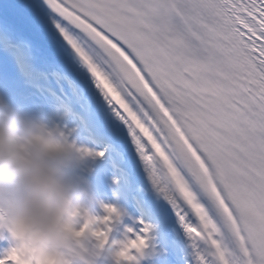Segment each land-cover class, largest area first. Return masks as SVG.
I'll use <instances>...</instances> for the list:
<instances>
[{
	"label": "snow or ice",
	"instance_id": "6c2138e0",
	"mask_svg": "<svg viewBox=\"0 0 264 264\" xmlns=\"http://www.w3.org/2000/svg\"><path fill=\"white\" fill-rule=\"evenodd\" d=\"M47 3L128 126L195 264H264V0ZM140 223L134 239L146 243L152 226Z\"/></svg>",
	"mask_w": 264,
	"mask_h": 264
},
{
	"label": "clouds",
	"instance_id": "9594fccd",
	"mask_svg": "<svg viewBox=\"0 0 264 264\" xmlns=\"http://www.w3.org/2000/svg\"><path fill=\"white\" fill-rule=\"evenodd\" d=\"M97 159L66 111L37 113L0 94L2 257L17 250L18 264H142L155 251L133 238L127 208L96 194Z\"/></svg>",
	"mask_w": 264,
	"mask_h": 264
},
{
	"label": "bare ground",
	"instance_id": "6f19581e",
	"mask_svg": "<svg viewBox=\"0 0 264 264\" xmlns=\"http://www.w3.org/2000/svg\"><path fill=\"white\" fill-rule=\"evenodd\" d=\"M9 1L16 5L18 10L10 7L8 19H0V25L4 26V31L11 32L10 34H13L14 31L24 33V39L21 43L23 48L28 47L24 58L32 63L30 59L33 54L45 53L47 57H50L47 65L58 69L57 72L67 75V72L71 70L76 71L78 75L82 76L83 80L81 79L80 83L75 80H72V82L79 85L80 91H88L90 94L85 98L87 100L85 103L94 106L95 109L102 108L106 112L104 116L100 113L92 114L90 116L91 126L101 138L112 141L115 149L113 153L119 155L117 160L120 166L132 179L130 193H140L143 197L141 202L146 204L147 209L156 218L157 230H154V234H149L148 238L151 239L152 235L158 238L170 234V238H173L179 252H175V255L168 252V255L178 260L182 257L183 262L179 264H195L193 242L188 238L175 209L152 184L128 126L117 115V110L108 104L102 93L95 87L91 74L88 71L74 68L73 63L81 60L62 35L61 18L53 14L38 0H0V9H3L5 3ZM26 34H29L32 38H26ZM51 34L62 38L58 40L62 49L50 37ZM69 50L72 53H69ZM95 132L93 133L95 134ZM113 176L118 177L116 174H113ZM144 198L147 199V202L144 201ZM194 223L195 221H193ZM140 234L142 233L140 232ZM199 247L203 248L204 245L201 243ZM146 260L144 259V261Z\"/></svg>",
	"mask_w": 264,
	"mask_h": 264
},
{
	"label": "rangeland",
	"instance_id": "374dc122",
	"mask_svg": "<svg viewBox=\"0 0 264 264\" xmlns=\"http://www.w3.org/2000/svg\"><path fill=\"white\" fill-rule=\"evenodd\" d=\"M0 62H1V58H0ZM106 184H109V182H107ZM97 185L104 187L105 184L102 181V179H99L98 182H97ZM137 227H138V225L136 224L134 226V228H133L134 234H138V232L140 230V228H137ZM174 245H175V243H174ZM168 247H172L171 243H168L166 245L165 250L164 249H161V250L155 249L154 252L152 250L150 251V254H152L153 257L151 256V257H148V258H150L152 260V264H157V261L159 262V264H166V262H169V260L172 259V257L169 256L168 253H167L168 252L167 251ZM174 251H177L176 245H175ZM155 258H156L157 261L155 260Z\"/></svg>",
	"mask_w": 264,
	"mask_h": 264
}]
</instances>
